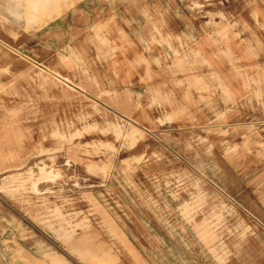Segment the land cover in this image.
<instances>
[{"label":"rangeland","instance_id":"1","mask_svg":"<svg viewBox=\"0 0 264 264\" xmlns=\"http://www.w3.org/2000/svg\"><path fill=\"white\" fill-rule=\"evenodd\" d=\"M46 1L0 0V264H264V0Z\"/></svg>","mask_w":264,"mask_h":264},{"label":"crops","instance_id":"2","mask_svg":"<svg viewBox=\"0 0 264 264\" xmlns=\"http://www.w3.org/2000/svg\"><path fill=\"white\" fill-rule=\"evenodd\" d=\"M48 1L46 0H42L37 2L36 0H24L23 4L24 5V13L23 16L24 18L28 19V20H34L37 21V24L42 25L52 19H54L55 14L52 13L51 11V6L49 3H47ZM41 6V7H38ZM59 16V15H58ZM0 31H2L3 29V25L1 24L0 21ZM40 26H37V28H39ZM241 250L237 251L240 253L241 256V263L238 264H243L242 260L247 262L248 264H262L260 262L259 259L260 258V246H246V247H242L240 248ZM245 257H242V255Z\"/></svg>","mask_w":264,"mask_h":264}]
</instances>
